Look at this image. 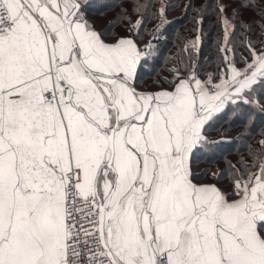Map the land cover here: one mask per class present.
I'll list each match as a JSON object with an SVG mask.
<instances>
[{"label": "snow or ice", "instance_id": "obj_1", "mask_svg": "<svg viewBox=\"0 0 264 264\" xmlns=\"http://www.w3.org/2000/svg\"><path fill=\"white\" fill-rule=\"evenodd\" d=\"M226 7L218 71L201 78L205 5L187 59L145 83L163 4L0 0V264H264V131L223 155L264 114V8Z\"/></svg>", "mask_w": 264, "mask_h": 264}, {"label": "trees", "instance_id": "obj_2", "mask_svg": "<svg viewBox=\"0 0 264 264\" xmlns=\"http://www.w3.org/2000/svg\"><path fill=\"white\" fill-rule=\"evenodd\" d=\"M107 3H117L118 0H105ZM126 7H131L133 0H120ZM144 2V0H141ZM151 3L150 12L152 14H158V8L161 4L166 6V20L168 21L163 36L159 39L160 56L157 61L152 65L151 71H145V83L148 80L157 76H166L172 68V64L175 58L183 56L187 59V51H185V45L191 46L190 42L194 41L197 35L196 29L201 25L195 22L197 17L196 9H203V6L207 5L208 10L203 11V44L202 50L199 53V66L201 70V78H206V74L209 72H215L219 69L217 64V39L222 42L224 24L223 20L218 19L217 12L214 11L219 4L227 5L225 9V15L231 17L233 10H239V17L237 24L247 21H260V15L254 11L253 8L240 7L241 0H148ZM191 5L187 12H185V6ZM256 8H264V0H254ZM115 9L106 11L105 18L111 17ZM133 19H136V14H133ZM156 24L154 16H149L146 20L143 33V41L146 42L150 37L148 33L153 29ZM121 30V29H117ZM259 33V25L253 24L252 38L256 39ZM234 40L237 44L236 52L239 55L242 51V42L245 40L243 29L237 27ZM195 56V53H193ZM167 58V60H166ZM207 58V60H206ZM226 126V125H225ZM243 129L237 123L231 131V135L235 136L237 132ZM264 131V114L256 113L254 122L251 123L248 131L245 132L247 137L246 141H237L231 144L224 152V157L228 160L235 162L238 159L235 149H241V155L247 158L246 148L248 144L258 147V141L262 138L260 133ZM207 135L212 140H217L218 136L215 130H209ZM198 168H210L215 169L217 167H224L223 158L218 157L212 163H200Z\"/></svg>", "mask_w": 264, "mask_h": 264}, {"label": "built area", "instance_id": "obj_3", "mask_svg": "<svg viewBox=\"0 0 264 264\" xmlns=\"http://www.w3.org/2000/svg\"><path fill=\"white\" fill-rule=\"evenodd\" d=\"M77 207H80V204H79V202L77 203ZM89 211H90V209H89Z\"/></svg>", "mask_w": 264, "mask_h": 264}, {"label": "rangeland", "instance_id": "obj_4", "mask_svg": "<svg viewBox=\"0 0 264 264\" xmlns=\"http://www.w3.org/2000/svg\"><path fill=\"white\" fill-rule=\"evenodd\" d=\"M191 43H192V42H190V44H191ZM208 73H211V72L208 71Z\"/></svg>", "mask_w": 264, "mask_h": 264}]
</instances>
